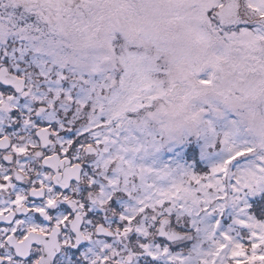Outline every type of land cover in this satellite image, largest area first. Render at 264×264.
Listing matches in <instances>:
<instances>
[{
  "label": "snow or ice",
  "instance_id": "snow-or-ice-1",
  "mask_svg": "<svg viewBox=\"0 0 264 264\" xmlns=\"http://www.w3.org/2000/svg\"><path fill=\"white\" fill-rule=\"evenodd\" d=\"M35 23L24 5L0 2V264H264V156L225 133L205 140V155L219 152L209 168L180 167L187 182L162 166L129 186L101 167V138L120 145L119 131L91 121L84 83L34 50ZM235 27L264 33L249 17ZM138 142L142 158L164 145Z\"/></svg>",
  "mask_w": 264,
  "mask_h": 264
},
{
  "label": "rangeland",
  "instance_id": "rangeland-1",
  "mask_svg": "<svg viewBox=\"0 0 264 264\" xmlns=\"http://www.w3.org/2000/svg\"><path fill=\"white\" fill-rule=\"evenodd\" d=\"M232 1L223 0L235 8L223 18L225 7L216 0H0L26 7L36 20L30 28L39 29L34 50L84 83L94 102L91 121L104 116L105 127L119 131L120 145L111 137L107 144L115 145L126 176L143 180L168 166L176 183L189 179L180 167L200 171L219 158L211 148L204 154L205 140L225 133L264 156V60L258 62L264 33L252 30V39L249 30H237L248 14L240 0ZM252 16H264L261 4ZM8 31L0 24V40ZM251 53L255 60L245 64ZM144 134L164 145L142 158Z\"/></svg>",
  "mask_w": 264,
  "mask_h": 264
},
{
  "label": "flooded vegetation",
  "instance_id": "flooded-vegetation-1",
  "mask_svg": "<svg viewBox=\"0 0 264 264\" xmlns=\"http://www.w3.org/2000/svg\"><path fill=\"white\" fill-rule=\"evenodd\" d=\"M217 1V3L219 4V6L220 5H224V7H225V9H224V11H225V15L223 16V18H225V16L227 17V14L228 13H232L233 11H235V8H234V6H228L227 5V3H224V2H228V0H224V2H223V0H216ZM241 1V12L243 13V12H247V14H248V17L249 18H252V19H257L258 20V22L260 23V24H264V20H262V19H260V18H258V17H256V16H252V12H255V10H256V7H258L259 6V4H261L262 5V8H264V0H246V3L244 4L243 3V0H240ZM232 2H234V0L232 1ZM229 3V2H228ZM243 3V4H242ZM239 7V8H240ZM227 12V13H226ZM229 16V15H228ZM226 22H228V21H226ZM250 32H252V30H249ZM253 34V35H252ZM257 33H255V32H252L251 33V35H252V39H253V37H254V35H256ZM252 44V43H251ZM254 45V44H253ZM259 53V52H258ZM252 56V57H251ZM244 60H243V62L246 64V63H249L251 60L253 61V60H255V58H254V55L251 53V54H249V55H245V57L243 58ZM264 59H258V62H259V64L261 63V61H263ZM243 63V64H244ZM1 70V69H0ZM236 70V72H237V70L238 69H235ZM257 73H260L259 71L258 72H256L255 74H257ZM18 79H22V77H19ZM241 82H245V79H241ZM260 84V83H259ZM264 84V83H263ZM96 151H98V152H100L98 149H96ZM101 153V152H100ZM101 167L102 168H104L105 169V166H102L101 165ZM66 171H68L67 169H66ZM123 175H119V177L122 179V181L123 182H126V180L122 177ZM127 183V182H126ZM129 186H132V184H128ZM136 195H138L137 193H136ZM139 196V195H138ZM46 247V246H45ZM48 247V246H47ZM46 247V248H47ZM109 264H117V262H112L111 260H109Z\"/></svg>",
  "mask_w": 264,
  "mask_h": 264
},
{
  "label": "trees",
  "instance_id": "trees-1",
  "mask_svg": "<svg viewBox=\"0 0 264 264\" xmlns=\"http://www.w3.org/2000/svg\"><path fill=\"white\" fill-rule=\"evenodd\" d=\"M42 55H44L46 58L47 57H49L48 55H46V54H43V53H41ZM50 58V57H49ZM49 58H47L48 60H49V65H48V67H49V69H51V70H53V71H55V68L53 67L54 65L55 66H59V65H56L55 64V62L52 60V59H49ZM66 74V73H65ZM72 77L70 76L69 77V79L70 80H73V79H71ZM87 89V88H86ZM88 90V89H87ZM102 144L103 143H108V140L107 141H104V142H101ZM114 148H115V145H114ZM114 148L111 146L110 147V154L109 155H107V156H105V158H104V160L102 161V166H105V169H107L109 166H112V165H114V168H113V171H115V172H117L119 175H123L122 177L124 178V177H126V180L128 181H126L127 182V184H132L133 185V181L134 180H136V178H135V176L134 175H132L131 177H129V176H126V174H125V169H126V167H124V170L122 169L123 168V164H122V167H121V165L118 163V154H116L115 153V151H114ZM98 150L101 152V153H103L104 151H105V148L104 147H99L98 148ZM132 177H134L133 179H132ZM135 188H136V193L138 194V195H140L141 194V192H140V188H141V186L139 185V184H137V185H135ZM137 195V196H138Z\"/></svg>",
  "mask_w": 264,
  "mask_h": 264
},
{
  "label": "water",
  "instance_id": "water-1",
  "mask_svg": "<svg viewBox=\"0 0 264 264\" xmlns=\"http://www.w3.org/2000/svg\"><path fill=\"white\" fill-rule=\"evenodd\" d=\"M0 72H3V70L1 69ZM178 88H179V84H175V85H173L172 88H171V94L176 93L177 90H178ZM42 243H44L45 246L47 247V246L50 245L52 242H51V241H42Z\"/></svg>",
  "mask_w": 264,
  "mask_h": 264
}]
</instances>
